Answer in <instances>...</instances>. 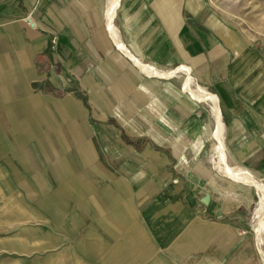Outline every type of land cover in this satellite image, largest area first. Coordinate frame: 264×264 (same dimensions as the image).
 <instances>
[{
    "label": "crops",
    "instance_id": "crops-1",
    "mask_svg": "<svg viewBox=\"0 0 264 264\" xmlns=\"http://www.w3.org/2000/svg\"><path fill=\"white\" fill-rule=\"evenodd\" d=\"M249 46L209 0H0V115L10 118L0 128L74 114L78 87L96 114L137 115L148 133L134 143L182 165L140 189L123 184L135 176L126 172L105 187L52 190L68 195L53 202V223L69 226L58 239L79 235L67 264H264L252 202L218 168L212 105L189 97L185 75L152 73L189 68L219 101L226 162L264 184V73Z\"/></svg>",
    "mask_w": 264,
    "mask_h": 264
},
{
    "label": "rangeland",
    "instance_id": "rangeland-1",
    "mask_svg": "<svg viewBox=\"0 0 264 264\" xmlns=\"http://www.w3.org/2000/svg\"><path fill=\"white\" fill-rule=\"evenodd\" d=\"M209 1L250 44L252 57L260 58L264 73V0ZM73 101L74 114L43 115L37 119L35 130L0 128V264H67L68 257L75 256L76 251L70 249L78 250L75 245L79 235L70 241L62 236L59 240L58 231L66 232L69 226L63 222L53 223L56 196L59 195L61 201V197L66 199L68 195H57L51 193L52 190L71 186L73 192H78L85 184L105 187L112 184L110 177L119 178L126 172L135 176L125 178L123 184L140 189L152 184L155 170L181 169L180 161L170 166L167 156L159 158L157 150L161 148L149 142L141 147L133 144L140 135L148 133L147 124L141 128L140 121L132 122L137 115L118 112L122 107H113L112 113L96 114L93 112L95 104L88 103L78 87ZM44 105L55 108L48 103ZM59 106L60 110L63 106L67 108L63 102ZM9 119L1 114V126ZM73 121L75 129H67ZM180 148L172 147L178 159ZM69 157L73 158L68 162ZM206 168L216 169L210 161ZM173 181L179 183L181 179ZM234 185L240 189L239 197L252 202L254 234L259 222L256 211L260 197L254 189ZM71 197L75 201L83 199L82 193H72ZM208 199L207 196L205 201Z\"/></svg>",
    "mask_w": 264,
    "mask_h": 264
},
{
    "label": "bare ground",
    "instance_id": "bare-ground-1",
    "mask_svg": "<svg viewBox=\"0 0 264 264\" xmlns=\"http://www.w3.org/2000/svg\"><path fill=\"white\" fill-rule=\"evenodd\" d=\"M142 70L150 74L151 71L153 70L152 68H148L146 66L140 65ZM156 76H161L164 78H174L178 76V74H183L186 76V81L184 83V88L185 91L197 102H205L210 103L214 109L215 112V117L218 123L217 129L215 131V137L218 140V145H217V154L219 157L218 161V168L219 171H221L226 177L231 179L232 181L253 187L257 193L259 194V204L258 208L256 211V214L258 216V225H257V234L260 236L264 235V184L257 182L254 180L252 177H250L245 171L243 170H235L234 168L230 167L229 164L226 162V147L223 141V123L221 119V113H220V108L218 104V99L217 97L207 93L205 90H203L200 87H194L195 85V80L191 76V70L187 67L179 68L178 70L171 71L167 74H159L155 70L152 72ZM209 104V105H210ZM214 159V158H213ZM256 233V231H255Z\"/></svg>",
    "mask_w": 264,
    "mask_h": 264
},
{
    "label": "built area",
    "instance_id": "built-area-1",
    "mask_svg": "<svg viewBox=\"0 0 264 264\" xmlns=\"http://www.w3.org/2000/svg\"><path fill=\"white\" fill-rule=\"evenodd\" d=\"M153 69V68H152ZM257 225V224H256ZM256 228V227H255ZM255 231V229H254ZM255 233V232H254ZM255 236L257 237V240H258V245H259V248H260V253H261V256L264 257V235L262 236L263 238H258V236L255 234Z\"/></svg>",
    "mask_w": 264,
    "mask_h": 264
},
{
    "label": "trees",
    "instance_id": "trees-1",
    "mask_svg": "<svg viewBox=\"0 0 264 264\" xmlns=\"http://www.w3.org/2000/svg\"><path fill=\"white\" fill-rule=\"evenodd\" d=\"M135 146H138V145H140L139 147H141V145H143V141H141V142H135V143H133ZM144 146V145H143Z\"/></svg>",
    "mask_w": 264,
    "mask_h": 264
}]
</instances>
